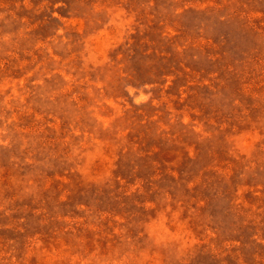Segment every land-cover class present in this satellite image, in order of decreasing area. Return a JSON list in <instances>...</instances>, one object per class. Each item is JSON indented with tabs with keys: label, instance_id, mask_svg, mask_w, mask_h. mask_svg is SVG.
Masks as SVG:
<instances>
[{
	"label": "rangeland",
	"instance_id": "374dc122",
	"mask_svg": "<svg viewBox=\"0 0 264 264\" xmlns=\"http://www.w3.org/2000/svg\"><path fill=\"white\" fill-rule=\"evenodd\" d=\"M0 264H264V0H0Z\"/></svg>",
	"mask_w": 264,
	"mask_h": 264
},
{
	"label": "trees",
	"instance_id": "16d2710c",
	"mask_svg": "<svg viewBox=\"0 0 264 264\" xmlns=\"http://www.w3.org/2000/svg\"><path fill=\"white\" fill-rule=\"evenodd\" d=\"M138 46H139V44H138ZM137 53V52H136ZM136 56V55H135Z\"/></svg>",
	"mask_w": 264,
	"mask_h": 264
}]
</instances>
